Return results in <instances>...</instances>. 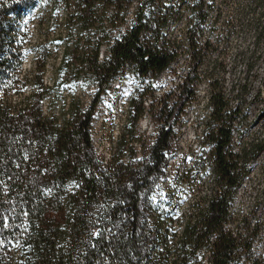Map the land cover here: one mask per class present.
<instances>
[{"label": "trees", "instance_id": "16d2710c", "mask_svg": "<svg viewBox=\"0 0 264 264\" xmlns=\"http://www.w3.org/2000/svg\"><path fill=\"white\" fill-rule=\"evenodd\" d=\"M185 3L0 0V264H264L254 251L259 227L234 210L262 148L234 147L241 110L220 88V57L206 65L204 0L202 10L197 0L188 5L194 25L187 45L168 35ZM183 48L192 57L188 78L132 189L119 188L112 170L97 164L94 110L113 82L131 74L149 88ZM201 71L211 78L204 139L212 152L196 157L162 196L155 193V173L168 164ZM86 86L98 90L90 107L77 92ZM145 112L141 106L132 136Z\"/></svg>", "mask_w": 264, "mask_h": 264}, {"label": "rangeland", "instance_id": "374dc122", "mask_svg": "<svg viewBox=\"0 0 264 264\" xmlns=\"http://www.w3.org/2000/svg\"><path fill=\"white\" fill-rule=\"evenodd\" d=\"M197 1L198 8L200 6L202 10L201 0ZM185 2L182 20L169 27L168 35L187 45L189 30L194 25L188 5L196 3V0ZM204 2L207 20L201 27V42L207 44L206 65L212 66L214 59L220 57V70L224 72L218 74L219 78H223L220 88L224 87L232 107L237 106L241 110L234 126V147L236 150L257 145L262 148L249 164V175L238 191L234 210L237 214L244 213L253 225L259 227L254 251L256 258L264 261V0ZM189 50L183 48L179 58L149 88L144 90L138 77L131 74L121 82H113L109 91L100 98L90 130L93 150L98 158L97 164L112 170L110 176L115 178L119 188L131 190L149 159L171 106L175 104L191 71ZM56 62L53 59L48 64L47 84L52 80ZM33 66L32 58L25 67L29 71ZM206 73L202 72L203 78L196 87V98L179 117L167 155V166L158 167L155 173V193L159 195L165 196L170 188L176 186L182 172L193 164L196 157L212 152L211 144L204 139L212 111L209 104L211 78L205 76ZM97 91V87L93 86L77 90L86 107L93 104ZM141 106L146 108V112L137 121L135 135L132 136V125ZM206 169L208 179L211 174ZM207 185L204 192H207ZM99 227L100 223L91 226L93 235L99 233Z\"/></svg>", "mask_w": 264, "mask_h": 264}]
</instances>
